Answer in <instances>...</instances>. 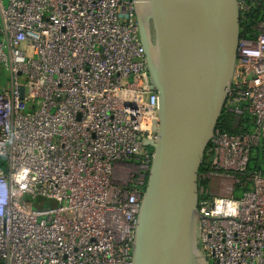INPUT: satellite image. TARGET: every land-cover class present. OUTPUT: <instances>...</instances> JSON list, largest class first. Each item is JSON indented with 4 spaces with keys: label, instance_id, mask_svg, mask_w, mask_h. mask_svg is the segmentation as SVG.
<instances>
[{
    "label": "built area",
    "instance_id": "2783aa9c",
    "mask_svg": "<svg viewBox=\"0 0 264 264\" xmlns=\"http://www.w3.org/2000/svg\"><path fill=\"white\" fill-rule=\"evenodd\" d=\"M2 1L0 264H131L158 110L134 1ZM260 3L237 0L241 19ZM254 30H240L225 103L252 129H216L198 177L207 264H264V16Z\"/></svg>",
    "mask_w": 264,
    "mask_h": 264
},
{
    "label": "water",
    "instance_id": "95a60500",
    "mask_svg": "<svg viewBox=\"0 0 264 264\" xmlns=\"http://www.w3.org/2000/svg\"><path fill=\"white\" fill-rule=\"evenodd\" d=\"M133 12L158 110L155 138L142 140L152 157L131 264H207L197 243L198 177L231 86L237 0H134Z\"/></svg>",
    "mask_w": 264,
    "mask_h": 264
},
{
    "label": "trees",
    "instance_id": "16d2710c",
    "mask_svg": "<svg viewBox=\"0 0 264 264\" xmlns=\"http://www.w3.org/2000/svg\"><path fill=\"white\" fill-rule=\"evenodd\" d=\"M262 9H263V4L260 3L259 6H254L247 14L243 15L244 20L241 19L240 17V30H242L241 32L242 35H244L245 37H250L256 34L254 28L256 24L259 22V20L262 19L264 16ZM233 124H234L233 115L230 112H228L224 106V109L221 113V116L216 126L218 130L230 135H236L250 131L253 126L252 119L246 114L240 117V120L238 121L236 127H234ZM256 159H257V153L256 150H254L251 155L250 164L248 166L249 170L257 166V163L255 161ZM203 161H204V157H203ZM203 166L204 164L202 162L201 167L199 169V173L204 172L206 170L205 168H203ZM146 178H147V174L145 175V181ZM199 184L205 186L206 182L202 181L199 182Z\"/></svg>",
    "mask_w": 264,
    "mask_h": 264
},
{
    "label": "rangeland",
    "instance_id": "374dc122",
    "mask_svg": "<svg viewBox=\"0 0 264 264\" xmlns=\"http://www.w3.org/2000/svg\"><path fill=\"white\" fill-rule=\"evenodd\" d=\"M4 5L7 4V0H3L2 1ZM21 78V77H20ZM5 82V74L2 71V69L0 68V85L4 84ZM240 196V193H238L237 191H235L234 193V198H238ZM54 203L51 200L48 199H44V198H38L34 201L33 204V208L34 209H43V208H50L53 207Z\"/></svg>",
    "mask_w": 264,
    "mask_h": 264
},
{
    "label": "flooded vegetation",
    "instance_id": "af4514ba",
    "mask_svg": "<svg viewBox=\"0 0 264 264\" xmlns=\"http://www.w3.org/2000/svg\"><path fill=\"white\" fill-rule=\"evenodd\" d=\"M134 1V0H133Z\"/></svg>",
    "mask_w": 264,
    "mask_h": 264
}]
</instances>
